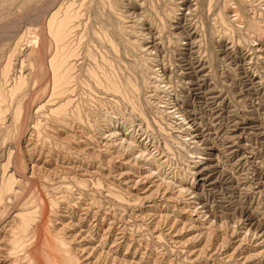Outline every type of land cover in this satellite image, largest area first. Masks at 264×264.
<instances>
[{"label": "rangeland", "instance_id": "rangeland-1", "mask_svg": "<svg viewBox=\"0 0 264 264\" xmlns=\"http://www.w3.org/2000/svg\"><path fill=\"white\" fill-rule=\"evenodd\" d=\"M106 1L0 0V92L2 89H4L3 91L10 89L14 80L22 75L28 83L19 93L18 98L20 97V99L17 98L25 105V111L28 110L23 115L22 119L24 121L18 122L21 133L14 134L15 137L12 136L13 138L7 144V147L14 148L20 145L21 142L20 146L22 148L28 147V150L38 146L39 149H37L38 151L34 156V161L39 170L43 169L44 172L41 171L42 176L36 179L37 181L35 180L36 185L34 187L38 194L41 193V199L45 203V206L40 207L39 210L41 213L44 211L47 213L48 205L46 204L47 202L49 204L53 196L58 200L65 199L68 196L71 206L75 205L72 208L75 213L70 216L67 206L64 205L66 202L60 201L59 216L67 217L64 218L66 224L78 225L79 221L80 224L77 227L81 231L77 227L73 231L75 235L80 236L78 237V244L81 242L86 244L83 241L84 236L81 238L82 233L80 232H84L89 226L90 231L94 232L95 235L98 229L97 226L104 223L101 226L110 233L113 242L118 240L116 244H120L119 241L122 240L119 239L126 236L128 238L127 242L129 241L128 244H131L132 248L135 247L134 250H137L134 258L139 260V258H142L141 256H146L147 264H264V252L260 253L257 250L258 246L263 244L264 239L258 240L255 237L258 233L264 234V0H124L123 2L120 0L118 3H122L121 7L118 5L116 9L110 7L109 0ZM59 7H61L60 10ZM67 8L69 10L76 8L74 11L80 13V19L75 23L78 31L75 30V35L73 33L70 38L72 43L75 40L76 48L80 45L77 48V52L80 50L77 54V59L80 62L76 59L77 66L74 70V75L77 73L75 77L78 84H74L77 87L74 86L76 92L72 93L74 98L71 97V100H75H73V104L75 102L73 107L81 106L80 108L83 109L81 110L83 122L76 126L73 124V129H70L72 134L70 130L65 128L58 129L59 136L49 131L51 136L54 135L57 140L54 137L46 143L47 139L43 140V138H39L38 135L34 134L35 130L32 129L34 124L32 123L34 121L39 122L43 129L47 128L46 125L49 124L45 118L47 113L36 117L35 113L29 114L28 107L33 104L31 102H33L36 94L47 88V86L48 90L50 89L51 79L49 75L47 74L48 76L43 78L38 77L39 70L37 66L40 63L45 64L43 61H46L45 59L55 49V45L49 37L47 23L50 21V17L56 10L64 14L68 10ZM233 9H236V14ZM118 10H120L119 13ZM105 14L107 17H105ZM113 15L116 18L118 15L120 18L116 19ZM235 15L240 16L237 17L238 20ZM60 16L62 15L60 14ZM114 18L115 21H118L120 28L126 25L121 30L127 40H121L118 53L112 51L111 45L102 39V35L110 29L112 30L109 25L111 19L114 21ZM128 30L132 33H129ZM125 33H128V37L131 36L127 38ZM93 34L96 36H93ZM129 40H133L135 43ZM136 44L141 48H138ZM87 54L88 56H86ZM89 54H91L90 57ZM122 55L126 58L124 59ZM100 57L101 62L99 61ZM30 59L34 61L35 65H38L30 67ZM40 59H42L41 62ZM109 59L112 60L110 62L113 65L115 59L116 77L120 81L125 82L128 77V79L134 80L138 89L141 90L134 93L136 107L139 111L134 112L127 101L119 100L118 97L106 92L104 88L97 86L93 81L94 79L89 75L88 71L95 69L96 66L99 68L102 65H107L105 61ZM23 60L25 62L21 63ZM6 63L12 66L9 80L5 79L4 81L2 72ZM142 63L145 64L146 71ZM131 70H134V72ZM130 71L134 74L133 77ZM150 72H153L152 76ZM139 82H141L140 85ZM142 83L144 84L142 85ZM8 84L10 87H8ZM141 86L145 87L144 90ZM15 101L10 108V114L16 106L17 101ZM26 101L30 104L29 106ZM136 114L138 115L136 116ZM25 116L29 119H26ZM8 119L10 118L8 117ZM32 119L31 125L29 122ZM104 121L110 126L108 130H111L110 132H113V135L106 133L103 136L100 131H97L95 124L98 122V124L103 125ZM24 125L30 126L26 127ZM71 135L77 138L72 146L69 143L66 144L69 142L68 138ZM62 141L65 143L62 144ZM28 144L29 146H27ZM129 144L133 147L136 146L139 153L144 150L142 152L148 153L154 159L156 164L152 171L157 174L160 172L159 178L171 182L170 189L176 191L179 184L192 189L194 192L193 197L191 195L190 197L186 196L187 198L181 197L177 204L175 202L174 206H176V209L184 208L188 210L191 208L194 212L200 214L199 216L203 219H207L205 220L207 223L209 222L213 227L215 225L219 233L217 232L218 235L214 237L211 243L212 246L210 243H208L210 245L208 246L207 241L202 244L201 242L189 241L197 234L194 235L190 232L188 226L186 232L181 229L182 226L179 227L178 232H171L170 223L166 224L167 221H164L167 215L170 218L175 215L173 207L169 205L167 199L170 195L161 190L156 191L154 184L148 180L146 181L145 177L149 176L148 173H134V169L131 167L135 163L134 154L131 153ZM137 145H140V149ZM42 148L43 152H41ZM107 151L109 154H107L105 160L98 158L99 154L108 153ZM130 162L131 164H129ZM195 164L199 165L198 172L202 170L203 174L200 172L202 180L194 176V172L197 173L194 169ZM139 165L151 169L145 163L141 162ZM126 174H129L131 178H127L128 175ZM80 179L87 180L89 184L86 188L80 189V186L76 184ZM119 179L122 181H119ZM49 180L51 181L49 182ZM130 180H133V183ZM45 181L51 184H48L49 191L46 190L47 193L42 189V183ZM138 182L141 183V186L138 185L136 189L134 184H138ZM142 182H145V184L143 185ZM65 184L73 188L68 189L69 187H65ZM127 186L130 187L132 196L140 195V199L148 197L146 194L149 191L153 194L149 198L151 200H143L145 205L139 204L138 206H135V203L132 202L131 205L134 203L132 209L130 208L129 211L122 209L121 212L117 206L113 205L114 199L108 193L111 189H120L125 193L128 190ZM103 189L107 192L104 190L105 193ZM81 190L86 191V194H83ZM97 190L99 191L98 195ZM108 195L109 200L106 198ZM110 199L112 200L110 201ZM130 199L134 198L131 197ZM155 206H159V210H150ZM99 207H101L100 210ZM109 211L110 213H108ZM173 220L177 221L178 219ZM213 223L215 224L213 225ZM48 224H50L49 221L46 225ZM57 227L61 228L62 226ZM42 230L39 253L43 251L47 240L46 232L44 229ZM160 234L165 236L166 239L163 245L167 247L162 246L161 250L151 249L147 252L148 246H155L156 241L154 238ZM251 234H253V237ZM254 238L256 240H253ZM130 239H136V241ZM100 240L101 238L96 239V243L93 240L94 245L86 244V248L92 249L99 246ZM176 240L177 242H175ZM186 242H188L186 248L181 246ZM240 242L242 245L239 246ZM137 243L138 245H136ZM153 243L155 244L153 245ZM222 243L224 244L222 245ZM0 246L2 248L1 241ZM203 246L207 248L205 254L203 253L206 256L198 254ZM111 247L112 245H108L107 248ZM183 252H188L191 259H187L189 256L186 257ZM234 252L236 255H234ZM259 254L263 255L260 256ZM229 256L232 259L231 261ZM254 256H257L256 258H259V260H256V258L254 260ZM244 258L249 261L244 260ZM250 258L253 260L250 261Z\"/></svg>", "mask_w": 264, "mask_h": 264}, {"label": "bare ground", "instance_id": "bare-ground-1", "mask_svg": "<svg viewBox=\"0 0 264 264\" xmlns=\"http://www.w3.org/2000/svg\"><path fill=\"white\" fill-rule=\"evenodd\" d=\"M96 1V0H95ZM106 1V0H105ZM120 0H109V5L112 9H116V7L121 4H119ZM124 0H121V2H123ZM133 1V0H132ZM104 2V1H103ZM186 2V1H185ZM247 2V1H246ZM94 3V1H93ZM97 3V2H95ZM106 3L108 4V2L106 1ZM132 3V2H130ZM249 3V2H248ZM73 5V3H71ZM105 4V3H104ZM69 5V4H68ZM67 5V6H68ZM108 6V5H107ZM64 7V6H61ZM61 7H59V10L61 9ZM70 7V6H69ZM121 7V6H120ZM74 8V7H73ZM97 8V7H96ZM63 9V8H62ZM66 9V8H65ZM64 9V10H65ZM68 9V8H67ZM72 9V8H71ZM76 9V8H75ZM74 9V10H75ZM99 9V8H98ZM109 9V6H108ZM111 9V10H112ZM53 10V9H52ZM74 10H66L64 14H62V12L60 13V11L56 10V12L52 15V17H50V21H48V29H49V34L51 37V40L53 41L54 45H55V49L52 52L51 50V54L48 56V58H46V61H43L45 64L40 63L38 66L35 65L34 61L31 60L30 62V67H38V77L43 78L44 76H48L50 77L51 81H50V89L48 90V86L47 88L43 89L40 93L36 94L34 99H33V104H31V107L29 106L30 104L27 105L29 106V114L35 113L36 117L46 114V120H48L47 122H49L47 126V128L43 129V127L41 126V124L39 122H33V119L31 122H29L30 124H34L33 126V130H35V135H38V137L43 138V140H46L45 142L47 143L49 139L52 140V138H54L55 136H51V134L49 133V131H51L52 133H55V135L57 134V136H59L58 134V129L60 128H65L67 130L73 129V124L76 126L77 124H81L83 122L82 119V111L83 109H81L79 106H74L75 102L73 104V100H71L72 97V93L76 90L74 89V85L75 83H77L76 81V77L75 74L74 75V70L76 68V59H77V54L79 53V51L77 52V48L80 46H78L76 48L75 46V40L74 43L70 42V38L72 37L73 33L75 35V30H76V21L78 19H80V13L76 12ZM102 10V9H101ZM176 10V9H175ZM225 10V9H224ZM227 10V9H226ZM236 14V9H233ZM239 10V9H237ZM58 11V12H57ZM81 11V10H79ZM114 11V10H113ZM120 10H118L117 12L119 13ZM82 12V11H81ZM102 12V11H101ZM100 12V13H101ZM116 12V10H115ZM114 12V13H115ZM225 12V11H224ZM99 13V14H100ZM123 14V12H121ZM174 13V12H172ZM177 13V12H176ZM238 13V12H237ZM240 13V12H239ZM60 14L62 16H60ZM107 14V12H106ZM105 14V15H106ZM111 14V13H109ZM121 14V15H122ZM241 14V13H240ZM239 14V15H240ZM83 15V14H82ZM235 15L236 19L238 20L237 17L240 16ZM111 16V15H110ZM120 16V15H119ZM124 16V15H123ZM123 16H121L123 18ZM172 16V15H170ZM222 16V14H221ZM107 17V15L105 16ZM113 17L116 18V16L113 15ZM125 17V16H124ZM169 17V15H168ZM174 17V15H173ZM234 17V18H235ZM242 17V16H241ZM98 18V17H97ZM112 18V17H111ZM112 21L111 19V24L109 25L112 30L110 29V31H107L104 35H102V39L107 41L109 43V45H111V49L112 51L118 53L119 51V43H121L122 39L127 40L123 35V31L121 30V28L123 29V27L120 28L119 24L117 23L118 21ZM117 18L118 17L117 15ZM116 18V19H117ZM126 18V17H125ZM221 18V17H220ZM224 18V17H222ZM107 19V18H106ZM124 19V18H123ZM171 19V18H170ZM175 19V17H174ZM232 19V17H231ZM242 19V18H241ZM108 20V19H107ZM122 20V19H121ZM127 20V19H126ZM169 20V18H168ZM220 20V19H219ZM240 20V19H239ZM172 21V20H171ZM224 21V20H221ZM234 21V20H233ZM108 22V21H107ZM125 22V20H124ZM167 22V21H166ZM238 22V21H236ZM225 23V22H224ZM243 23V22H241ZM122 24V22L120 23V25ZM168 24V22H167ZM217 24V22H216ZM164 25V24H163ZM221 25V24H220ZM230 25V24H229ZM255 25V24H254ZM102 26V25H101ZM256 26V25H255ZM254 26V27H255ZM78 27V26H77ZM80 27V25H79ZM100 27V26H99ZM129 27V26H128ZM127 28V27H126ZM224 28V27H223ZM257 28V27H256ZM255 28V29H256ZM78 29V28H77ZM101 29V28H100ZM131 29V28H130ZM133 29V28H132ZM230 29V28H229ZM260 29V28H259ZM126 30V29H125ZM227 30V29H226ZM232 30V29H231ZM234 30V29H233ZM243 30V29H242ZM262 30V29H261ZM260 30V31H261ZM78 31V30H76ZM102 31V30H101ZM241 31V30H240ZM100 32V31H99ZM129 32V30H128ZM131 32V31H130ZM129 32V33H130ZM79 33V32H78ZM132 33V32H131ZM255 33V32H254ZM77 34V32H76ZM99 34V33H98ZM102 34V33H101ZM128 37V33H125ZM259 34V33H258ZM95 34H93L94 36ZM133 35V34H132ZM96 36V35H95ZM259 36V35H258ZM77 37V36H76ZM75 37V39H76ZM98 37V36H97ZM124 37V38H123ZM80 38V37H79ZM96 38V37H95ZM133 38V37H132ZM96 39H100V38H96ZM134 39V38H133ZM261 39V37H260ZM82 40V39H81ZM139 40V39H138ZM77 41V40H76ZM131 41V40H129ZM258 41V40H257ZM79 42V41H78ZM131 42H134L133 40ZM138 42V41H137ZM136 42V43H137ZM97 43H99V41H97ZM129 43V42H128ZM135 43V42H134ZM143 43V42H141ZM52 44V42H51ZM92 44V43H91ZM103 44V43H102ZM105 44V43H104ZM126 44V43H125ZM124 44V45H125ZM139 44V43H138ZM137 45V44H136ZM142 45V44H141ZM132 46V45H131ZM144 46V45H143ZM91 47V46H90ZM102 47V46H101ZM138 47V45H137ZM140 47V46H139ZM138 47V48H139ZM51 48V47H50ZM53 48V47H52ZM87 48V47H86ZM135 48V47H134ZM141 48V47H140ZM80 49V48H79ZM89 49V48H88ZM124 49V48H123ZM127 49V48H126ZM145 49V47H144ZM109 51V50H108ZM132 51V50H130ZM87 52V49H86ZM15 53V52H14ZM101 53V52H100ZM122 53V52H121ZM18 54V53H17ZM95 54V53H94ZM97 54V53H96ZM103 54V53H101ZM105 54V53H104ZM131 54V53H130ZM149 54V53H148ZM91 54H89L90 57ZM93 55V53H92ZM106 55V54H105ZM104 55V56H105ZM119 55V54H118ZM121 55V54H120ZM42 56V55H41ZM79 56V55H78ZM88 56V54L86 55ZM116 56V55H115ZM123 56V55H122ZM40 57V55H39ZM47 57V56H46ZM112 57V56H111ZM124 57V56H123ZM129 57V56H128ZM132 57V56H130ZM129 57V58H130ZM11 58V57H10ZM107 58V56H106ZM113 58V57H112ZM126 58V56L124 57V59ZM133 58V57H132ZM81 59V57H80ZM93 59V58H92ZM122 59V58H121ZM123 59V60H124ZM128 59V58H127ZM78 60V59H77ZM101 57L99 59V61L101 62ZM104 60V59H103ZM122 60V61H123ZM131 60V59H130ZM140 60V59H139ZM147 60V59H145ZM9 61V60H8ZM28 62V60H26ZM42 61V59H40V62ZM95 61V59H94ZM112 60H108L105 61V63L107 65H102V67L100 66L99 68H96L91 70V68H89L88 71L90 74V76L92 77V79H94L93 81H95V84L99 87H102L105 89L106 92L112 94L113 96H116L120 99H122V101H127L129 105L132 106V109H134L135 111H139L137 110L136 107V100L134 99V93H137L138 87L136 86V84L134 83V80L132 79H128L125 82L120 81L117 77H116V72L115 71V59L113 60L114 65L112 64V62H110ZM121 61V62H122ZM142 61V60H141ZM152 61V60H151ZM10 62V61H9ZM25 61L23 60L24 63ZM78 62H80L78 60ZM118 62V61H116ZM153 62V61H152ZM13 63V61H12ZM120 63V62H119ZM123 63V62H122ZM141 63V62H140ZM144 63V62H143ZM142 63V64H143ZM150 63V62H149ZM91 64H95V63H91ZM98 64V63H97ZM145 64H147L145 62ZM145 64H143L144 66V70L145 69ZM152 65V63H150ZM23 65V64H22ZM29 65V64H28ZM100 65V64H99ZM128 65V64H127ZM149 65V64H148ZM11 66L10 64L6 63L5 68L3 69V76L4 77V81L5 79L9 80L8 78L10 77V72H11ZM92 66V65H91ZM90 66V67H91ZM104 66V67H103ZM150 66V65H149ZM154 66V64L152 65ZM26 67V66H25ZM79 67V66H78ZM77 67V69H78ZM129 67V66H128ZM137 67V66H136ZM130 68V67H129ZM139 68V65H138ZM151 68V67H150ZM149 68V69H150ZM148 69V68H147ZM152 69V68H151ZM150 69V70H151ZM79 70V69H78ZM130 70V69H129ZM119 71V70H118ZM127 71V69H126ZM134 72V70H131ZM130 71V73H131ZM138 71V70H137ZM153 71V70H152ZM157 71V70H156ZM86 72V73H88ZM147 72H149L147 70ZM162 72V71H161ZM151 73V72H150ZM1 74V75H2ZM48 74V75H47ZM119 74V73H118ZM132 77H133V73ZM153 72L151 73L152 76ZM88 75V74H87ZM120 75V74H119ZM130 75V74H129ZM148 75V74H147ZM155 75V73H154ZM23 76V75H22ZM18 77V79L14 80L13 84H11V88L7 89L6 91H3L4 89H2V91L0 92V241H1V245L2 248L0 246V264H147V257H143L142 258H134L136 256L137 250H134L135 247L132 248L131 244H128L127 242V237L126 236H122V240L121 242L119 241L120 244H116L117 241L113 242L112 237L109 235L110 233L105 231L103 229V227L101 225H98V229L96 231V236L94 235V232L92 233V231H90L89 226L88 228L84 231V232H80L82 233L81 238L84 236L83 241L86 242V244H93V240L95 241L96 239H100L99 242V246H96L92 249H87L86 244H82L81 243H77L78 241V237L73 233L74 229L79 226V221H78V225L77 224H66V219L67 217H60L59 213V205H60V201L61 202H66L65 207L67 208L68 213L70 216H73V214L75 213L73 211V207L75 206H71L68 198L66 197L65 199L61 198L60 200L55 199L54 196L51 197L49 204L47 202L46 205H48V211L47 213L44 211L43 213H41V211L39 210L40 207L45 206L44 200L41 199V193H37L36 192V188L34 187L35 184V180L38 179L39 177L42 176V170H39V167L35 164L34 161V156L36 154V152L38 151L37 147L35 148H31L30 150H28L29 144L26 146L27 148H22L20 145H17L14 148H9L7 147V144L11 141V139L14 136V134H16L17 132L21 133V127L18 124V122L20 123V121L22 122V118L24 113H26L25 111V105L20 102V100L18 101L17 98L20 95L19 93L21 92V90L23 89V87H25L27 83L26 78L24 77ZM78 76V75H77ZM89 76V77H90ZM128 76V75H127ZM146 76V75H144ZM149 76V75H148ZM139 77V76H138ZM137 77V78H138ZM121 78V76H120ZM136 78V77H135ZM150 78V77H149ZM78 79V78H77ZM81 79V78H80ZM91 79V78H90ZM134 79V78H133ZM6 80V81H7ZM11 80V79H10ZM139 80H141L139 78ZM3 81V82H4ZM137 81V80H135ZM8 83V82H7ZM12 83V82H10ZM43 83V82H42ZM141 82H139L140 85ZM78 84V83H77ZM80 84V83H79ZM144 83H142L143 85ZM146 84V83H145ZM9 85V84H8ZM86 85V84H85ZM138 85V86H139ZM6 86V85H5ZM87 86V85H86ZM91 86V85H90ZM89 86V87H90ZM147 86V85H146ZM158 86V85H157ZM10 87V85L8 86ZM77 87V86H76ZM142 87V86H141ZM3 88V87H2ZM5 88V87H4ZM143 88V87H142ZM145 88V87H144ZM143 88V90H144ZM101 89V88H99ZM1 90V88H0ZM141 91V90H140ZM142 93V92H141ZM143 94V93H142ZM141 94V95H142ZM138 96V94H137ZM140 96V95H139ZM115 97V98H116ZM142 97V96H141ZM50 100H49V99ZM74 98V97H72ZM99 98V97H98ZM136 98V97H135ZM147 98V97H146ZM160 98V97H159ZM20 99V97L18 98ZM142 99V98H141ZM14 100H16V106L14 108V110H12V113L10 114L9 112H11L10 108L11 106L14 104ZM24 100V99H23ZM22 100V101H23ZM26 100V99H25ZM110 100V99H109ZM139 100V99H138ZM9 101H11V103H9ZM30 101V100H29ZM75 101V100H74ZM93 101V100H92ZM99 101V100H98ZM120 102V101H119ZM13 103V104H12ZM116 103V102H115ZM120 104V103H119ZM141 104V103H140ZM114 106V105H113ZM118 106V105H117ZM119 107V106H118ZM123 107V106H122ZM130 107V106H129ZM140 107V106H139ZM27 108V109H28ZM84 108V107H83ZM117 108V107H116ZM95 110V109H94ZM140 110H142L140 108ZM144 110V109H143ZM92 111V110H91ZM90 111V112H91ZM133 111V110H132ZM84 112V111H83ZM99 112V111H98ZM119 112V111H118ZM166 112V111H165ZM88 114V113H87ZM120 114V113H119ZM123 114V113H122ZM133 114V113H132ZM163 114V113H162ZM168 114V113H167ZM11 115V116H10ZM26 115V114H25ZM125 115V114H124ZM134 115V114H133ZM138 114H136L137 116ZM140 115V114H139ZM29 116V115H28ZM34 116V115H33ZM111 116V115H110ZM132 116V115H131ZM8 117L10 119H8ZM31 117V115H30ZM35 117V118H36ZM144 117V116H143ZM26 118V116H25ZM33 118V117H32ZM39 118V117H38ZM141 118V117H140ZM26 119H29L28 117ZM92 119V118H91ZM108 119V118H107ZM93 120V119H92ZM106 120V119H105ZM129 120V119H128ZM142 120V119H141ZM144 120V119H143ZM146 120V119H145ZM24 121V120H23ZM30 121V120H29ZM38 121V120H36ZM91 121V120H90ZM97 121V120H96ZM94 122V121H93ZM143 123V122H142ZM175 123V122H174ZM9 124V125H8ZM31 124V125H32ZM19 125V127H18ZM97 131L101 132V134L104 136L106 133H111V130H108L110 126H108V123L106 121H104L103 125L98 124V122L95 124ZM110 125V124H109ZM23 126V125H22ZM26 126V125H24ZM30 126V125H27ZM26 126V127H27ZM45 126V127H46ZM73 126V127H72ZM79 127V126H78ZM87 127V126H86ZM190 127V126H189ZM31 128V127H30ZM90 128V127H89ZM173 128V127H172ZM30 129V130H32ZM50 129V130H48ZM64 129V130H65ZM91 129V128H90ZM92 130V129H91ZM148 130V129H147ZM24 131V130H23ZM22 131V133L24 134V132ZM61 131V130H60ZM66 131V130H65ZM76 131V129H75ZM83 131V130H82ZM149 131V130H148ZM29 132V130H28ZM71 132V130H70ZM74 132V131H73ZM86 132V131H85ZM19 133V134H20ZM78 133V132H77ZM113 133V132H112ZM111 133V134H112ZM138 133V132H137ZM148 133V132H147ZM69 134V133H68ZM72 134V132H71ZM82 134V133H81ZM117 134V133H116ZM17 135V134H16ZM25 135V134H24ZM78 135V134H77ZM113 135V134H112ZM13 136V137H12ZM83 136V135H82ZM111 136V135H110ZM25 137V136H24ZM32 137V135H31ZM81 137V136H80ZM79 137V138H80ZM89 137V136H87ZM86 137V138H87ZM108 137V136H107ZM154 137V136H153ZM45 138V139H44ZM115 138V137H114ZM113 138V139H114ZM22 139V137H21ZM32 139V138H31ZM30 139V140H31ZM55 140H57V138H54ZM107 139V138H105ZM29 140V139H28ZM29 140V141H30ZM38 140V139H37ZM41 140V139H40ZM50 140V141H51ZM69 142H67L66 144L69 143L70 146H72L76 141L77 138L76 136H69L68 138ZM79 140V139H78ZM112 140V139H111ZM124 140V139H123ZM235 140V139H234ZM22 141V140H21ZM66 141V140H65ZM126 141V140H124ZM14 142V141H13ZM32 142V141H31ZM44 142V141H41ZM54 142V141H52ZM58 142V141H57ZM61 142V140H60ZM95 142V141H94ZM154 142V141H153ZM168 142V141H167ZM45 143V144H46ZM56 143V142H54ZM65 143L62 141V144ZM97 143V142H96ZM198 143V142H197ZM39 144V143H38ZM79 144V143H78ZM77 144V145H78ZM196 144V143H195ZM12 145V144H11ZM15 145V144H14ZM32 145V144H30ZM35 145V144H34ZM56 145V144H55ZM61 145V144H60ZM65 145V144H64ZM98 145V143H97ZM170 145V144H169ZM13 146V145H12ZM11 146V147H12ZM44 146V145H43ZM58 146V144H57ZM67 146V145H66ZM115 146V145H114ZM113 146V147H114ZM125 146V145H124ZM138 146V145H137ZM140 146V145H139ZM138 146V147H139ZM33 147V146H31ZM106 147V146H104ZM122 147V146H121ZM126 147V146H125ZM130 147V151L131 153L134 154V166H131L134 169V173H148L149 176L145 177L146 181H150L154 184V189L157 190H161L164 191L165 193H168L170 195V197H168V202L170 203L169 205L171 207H173V212L175 213L174 217L170 218L168 217V215L165 217L164 221H167L166 224L170 223V230L171 232L177 231L180 226H182V230L185 231L188 229L190 232L197 234L196 236L192 237V239H189V241L191 242H201V244L204 241H207V245L210 246L214 237L216 235H218V229H216L215 227V223H213L214 227L212 225L209 224V222L207 223L205 220L207 219H203V217L199 216L200 214H198L196 211L194 212L191 208L184 209V208H178L176 209V206H174L175 202L176 204L178 203V201H180L179 199L181 197H186L190 195L192 196V194H194V192L192 191L191 188H187L186 186L182 185H178L177 190L173 191L171 188V182H167L160 177L159 173L157 174L156 172H153L152 169L155 167L156 162L154 161V159L146 152H142L144 150H142L140 153L137 150V147L133 145L131 146L129 144ZM66 148V147H64ZM70 148V147H69ZM108 148V147H107ZM90 149V148H89ZM140 149V147H139ZM63 150V149H62ZM61 150V151H62ZM66 150V149H65ZM70 150V149H69ZM105 150V149H104ZM128 150V149H127ZM186 150V149H185ZM106 151V150H105ZM41 152H43V148L41 150ZM50 152V151H49ZM53 152V151H52ZM59 152V151H58ZM66 152V151H65ZM68 152V151H67ZM108 152V151H107ZM61 153V152H60ZM69 153V152H68ZM94 154V153H93ZM108 153H105L101 155H98V158H102V159H106ZM114 154V153H113ZM126 154V153H125ZM70 155V154H69ZM75 155V154H74ZM166 155V154H165ZM41 156V155H39ZM52 157V156H51ZM90 157H95V156H90ZM190 157V156H189ZM96 157V159H98ZM95 159V158H92ZM199 159V158H198ZM197 159V160H198ZM203 159V158H202ZM169 160V159H168ZM201 160V158H200ZM199 160V161H200ZM242 160V159H241ZM52 161V160H51ZM99 161V160H98ZM107 161V160H106ZM145 163L146 165H149L148 167L150 168H146V167H142L141 165H139L140 163ZM112 163V162H111ZM128 163V162H127ZM126 163V164H127ZM196 163V162H195ZM125 164V163H124ZM131 164V162L129 163ZM128 164V165H129ZM198 164V163H197ZM195 164L194 169H196L197 173L194 172V176L196 178H201L202 175L200 172H198L199 169V165ZM130 166V165H129ZM160 167V166H159ZM61 168V167H60ZM157 168V167H156ZM193 169V170H194ZM204 171V170H203ZM44 172V170H43ZM170 173V172H169ZM203 174V173H202ZM85 175V174H84ZM120 175V174H119ZM127 178H131V176L129 174ZM44 176V175H43ZM124 176V175H123ZM122 176V178H123ZM95 177V176H94ZM43 178V177H42ZM41 178V179H42ZM46 178V177H45ZM48 178V177H47ZM126 178V177H125ZM144 178V179H145ZM194 178V177H193ZM71 179V178H70ZM74 180H77L75 178H73ZM121 179V178H120ZM119 181H122L120 180ZM45 180V179H44ZM81 180V179H80ZM78 180L76 182L77 185L80 186L81 188H86L87 187V180ZM99 180V179H97ZM126 180V179H125ZM185 180V179H184ZM202 180V178H201ZM208 180V179H206ZM37 181V180H36ZM41 181V180H40ZM51 180H49L50 182ZM72 181V179H71ZM133 183V180H130ZM182 181V180H181ZM197 181V180H196ZM204 181V180H203ZM43 182V181H42ZM64 182V181H62ZM100 182V181H99ZM183 182V181H182ZM91 183V182H90ZM101 183V182H100ZM129 183V182H128ZM131 183V184H132ZM203 183V182H202ZM47 181H45L44 183H42V186L46 192L49 191V184ZM58 184V183H57ZM62 184V183H61ZM60 184V185H61ZM64 184V183H63ZM74 184V183H73ZM93 184V183H92ZM98 184V183H97ZM136 184V183H135ZM134 187L137 189L138 184L135 185ZM142 184L144 185L145 182H142ZM150 184V183H149ZM39 185V183H38ZM53 185V182H52ZM59 185V188H60ZM72 185V183H71ZM75 185V184H74ZM124 185V184H123ZM128 185V184H127ZM174 185V184H173ZM172 185V186H173ZM54 186L56 187V184L54 183ZM78 186V187H79ZM89 186V185H88ZM141 186V185H140ZM139 186V187H140ZM52 187V186H51ZM54 187V188H55ZM63 187V186H62ZM65 187H69L66 186ZM76 187V186H74ZM96 187V186H95ZM99 187V186H97ZM104 187V186H103ZM119 187V186H118ZM128 187V190L124 193L123 191L119 190H113L111 189V191L108 194H111V198L114 199V204L115 206H117L120 211L122 212V209L125 211H129L130 208L132 209L134 203L135 206H138L139 204H144L143 200H151L149 198L152 197V193H150L149 191H147L148 193L146 194L148 197V199L144 198L140 199V195H136V196H132V191L129 189L130 187ZM145 187V186H144ZM58 188V187H57ZM73 188V187H69L68 189ZM114 188V187H112ZM131 188H133L131 186ZM134 188V189H135ZM142 188V187H141ZM39 189V188H38ZM62 189V188H61ZM60 189V190H61ZM67 189V190H68ZM98 189V188H95ZM101 189V188H99ZM107 189V188H105ZM103 189V191L105 190ZM176 189V188H174ZM57 190V189H55ZM108 190V189H107ZM110 190V189H109ZM152 190V189H151ZM59 191V190H57ZM71 191H73L71 189ZM85 191V190H84ZM101 191V190H100ZM106 191V190H105ZM104 191V192H105ZM141 191V190H140ZM160 191V192H161ZM62 192V191H61ZM66 192V191H63ZM81 192H83V190H81ZM86 192V191H85ZM83 192V194L85 193ZM89 192V191H88ZM97 195H98V190L96 191ZM107 192V191H106ZM105 192V193H106ZM139 192V191H138ZM137 192V194H138ZM142 192V191H141ZM140 192V193H141ZM155 192V191H154ZM159 192V191H158ZM47 193V192H46ZM54 193V192H53ZM56 193V192H55ZM59 193V192H58ZM72 193V192H71ZM95 193V192H94ZM101 193V192H100ZM144 193V192H143ZM142 193V194H143ZM146 193V192H145ZM144 193V194H145ZM150 193V194H149ZM52 194V193H51ZM64 194V193H63ZM80 194V192H79ZM86 194V193H85ZM149 194V195H148ZM160 194V193H158ZM48 195V194H46ZM57 195V194H56ZM62 196V194H60ZM70 195V194H69ZM76 195V194H74ZM95 195V194H94ZM104 195V194H103ZM166 195V194H165ZM52 196V195H51ZM66 196V195H65ZM79 196V195H78ZM56 197V196H55ZM60 197V196H59ZM58 197V198H59ZM82 197V195H81ZM80 197V198H81ZM109 195L106 196V198L108 199ZM134 198V199H130V198ZM142 197V196H141ZM165 197V196H164ZM193 197V196H192ZM44 198V196H43ZM105 198V199H106ZM187 198V197H186ZM45 199V198H44ZM47 199V198H46ZM95 199V197H94ZM93 199V200H94ZM130 199V200H128ZM163 199V198H162ZM81 200V199H80ZM96 200V199H95ZM109 200V199H108ZM112 199H110L111 201ZM185 200V199H184ZM72 201V200H71ZM97 201V200H96ZM64 202V203H65ZM95 202V201H94ZM102 202V201H101ZM116 202V204H115ZM133 203V205H131V203ZM74 203V202H73ZM111 203V202H110ZM150 203V202H149ZM96 205V203H94ZM93 204V205H94ZM100 205V204H99ZM145 205V204H144ZM188 205V204H187ZM186 206V205H185ZM90 207V206H89ZM142 207V206H139ZM148 207V205H147ZM151 207V206H149ZM91 208V207H90ZM101 207H99L100 210ZM114 208V207H113ZM112 208V209H113ZM115 208V209H118ZM136 208V207H135ZM138 208V207H137ZM169 209V207H167ZM75 209V208H74ZM159 210V206H155L154 208L150 209V210ZM46 210V209H45ZM66 210V211H67ZM149 210V209H148ZM170 210V209H169ZM72 211V213H71ZM135 211V210H134ZM142 211V210H141ZM90 212V211H89ZM139 212V211H137ZM155 212V211H154ZM172 212V211H171ZM110 213V211L108 212ZM115 213V212H114ZM117 213V211H116ZM120 213V212H119ZM197 213V214H196ZM200 213V212H199ZM99 214V213H98ZM67 215V216H69ZM106 216V215H105ZM164 216V215H163ZM149 217V216H148ZM55 218V220H54ZM73 218V217H72ZM177 218L178 220H173ZM248 218V217H247ZM74 219V218H73ZM112 219V218H111ZM68 220V219H67ZM72 220V219H70ZM95 220V218H94ZM100 220V219H99ZM180 220V222H178ZM47 221H49L50 224L46 225ZM103 221V220H102ZM101 221V222H102ZM163 221V219H162ZM163 221V223H165ZM210 221V220H209ZM142 222V221H141ZM58 223V224H57ZM61 223V224H60ZM184 223V224H183ZM236 223V222H235ZM6 224V225H5ZM158 224V223H157ZM114 225V224H113ZM161 225V224H160ZM46 226V227H45ZM51 226V227H50ZM57 226H62L57 227ZM92 226V225H91ZM112 226V225H110ZM109 226V227H110ZM166 226V225H165ZM188 226V227H187ZM81 227V226H80ZM114 227V226H113ZM162 227V226H161ZM221 227V226H220ZM219 227V228H220ZM111 228V227H110ZM157 228V227H156ZM44 229L46 232V237L47 240L45 241V247L43 248V251L41 253L38 252L39 250V244L41 243V230ZM77 229H79L77 227ZM76 229V230H77ZM82 229V228H81ZM80 230V229H79ZM107 230V229H106ZM114 230V229H113ZM143 230V229H142ZM160 230V229H159ZM43 231V230H42ZM78 231V230H77ZM81 231V230H80ZM138 231V230H137ZM257 231V230H256ZM260 231V230H259ZM103 232V233H102ZM153 232V231H152ZM170 232V233H171ZM186 232V231H185ZM188 232V231H187ZM218 232V233H217ZM222 232V231H221ZM236 232V231H235ZM234 232V233H235ZM253 232V231H252ZM76 233V232H75ZM132 233V232H130ZM148 233V232H147ZM168 233V234H170ZM181 233L183 234V232L181 231ZM233 233V234H234ZM246 233V232H245ZM250 233V232H249ZM79 234V233H78ZM127 234V233H126ZM125 234V235H126ZM176 234V233H175ZM224 234V233H223ZM123 235V234H122ZM149 235V234H147ZM177 235V234H176ZM192 235V234H191ZM235 235V234H234ZM233 235V236H234ZM253 237V234H251ZM257 237L256 239L258 240H263L264 239V234H256ZM134 236V235H133ZM222 236V235H221ZM228 236V234H227ZM246 236V235H245ZM244 236V237H245ZM248 236V234H247ZM97 237V238H96ZM187 237V236H186ZM230 237V236H229ZM119 238V237H118ZM151 238V236H150ZM154 238V237H152ZM231 238V237H230ZM117 239V238H116ZM114 239V240H116ZM156 244L153 243V245L155 244V246H148L147 247V252L150 251L151 249L153 250H157L158 249H162V246H164L163 242L165 241V236L163 234L157 235L155 238ZM177 239V238H176ZM219 239V238H218ZM224 239V238H223ZM233 239V238H232ZM245 239V238H244ZM255 238L253 240H256ZM131 241H136V239H130ZM141 240V239H139ZM188 240V239H187ZM186 240V241H187ZM227 240V239H226ZM237 240V239H236ZM249 240V239H248ZM82 241V240H81ZM151 241V240H150ZM149 241V242H150ZM188 241V242H189ZM242 241V240H241ZM245 241V240H244ZM138 242V241H137ZM140 242V241H139ZM177 242V240L175 241ZM188 242L183 243V247H187L186 245H188ZM239 242V241H238ZM252 242V241H251ZM96 243V241H95ZM135 243V242H134ZM133 243V244H134ZM143 243V242H141ZM210 243V245L208 244ZM228 243V242H227ZM148 244V243H147ZM150 244V243H149ZM166 244V243H165ZM192 244V243H190ZM200 244V243H199ZM198 244V245H199ZM200 244V246H201ZM224 243H222L223 245ZM242 245V243H239ZM108 245H112L111 248H107ZM138 245V243L136 244ZM140 245V244H139ZM206 245V244H205ZM206 245V246H207ZM213 245V244H212ZM211 245V246H212ZM257 245V244H256ZM259 245V244H258ZM144 246V245H143ZM193 246V245H192ZM191 246V247H192ZM195 246V245H194ZM220 246V245H219ZM89 247V246H88ZM145 247V246H144ZM167 247V246H164ZM196 247V246H195ZM198 247V246H197ZM202 247V246H201ZM229 247V246H228ZM199 248V247H198ZM257 248V247H256ZM41 249V248H40ZM141 249V248H140ZM143 249V248H142ZM160 249V250H161ZM214 249V248H212ZM255 249V248H254ZM139 250V248H138ZM188 250V249H187ZM238 250V249H237ZM236 250V251H237ZM258 251H260V253L264 252V242L263 244L258 246ZM135 251V252H134ZM142 251V250H140ZM145 251V250H144ZM184 251V250H183ZM205 251H207V248L205 246H203V248L200 249L198 254H205ZM218 251V250H217ZM216 251V252H217ZM220 251V250H219ZM225 251V250H224ZM167 252V251H166ZM198 252V251H197ZM142 253V252H141ZM154 253V251H153ZM161 253V252H160ZM168 253V252H167ZM184 253V252H183ZM191 253V252H190ZM194 253V252H192ZM246 253V252H245ZM143 254V253H142ZM141 254V255H142ZM187 257L188 252L184 253ZM183 254V255H184ZM203 256H206L204 255ZM215 254V253H214ZM233 254V253H232ZM140 255V254H139ZM145 255V254H144ZM192 255V254H191ZM197 255V254H196ZM216 255V254H215ZM214 255V256H215ZM234 255L235 252H234ZM260 255V254H259ZM263 255V254H261ZM260 255V256H261ZM148 256V253H147ZM151 256V255H149ZM189 258L187 259H191L190 255H188ZM201 256V255H199ZM209 256V255H208ZM233 256V255H232ZM259 256V257H260ZM162 257L164 258V256L162 255ZM198 257V256H196ZM250 257V256H249ZM257 256H254V260ZM264 257V256H263ZM161 258V257H159ZM181 258V257H180ZM228 258V256H227ZM235 258V256H234ZM233 258V259H234ZM261 258V257H260ZM165 259V258H164ZM247 258H244V260ZM252 259V260H253ZM259 260V258H256V260ZM150 260V259H149ZM177 260V259H176ZM186 260V259H184ZM196 260V259H195ZM229 260L231 261L232 259L229 256ZM248 260V259H247ZM246 260V262H247ZM250 258V261H252ZM152 261V260H151ZM155 261V260H154ZM191 261V260H190ZM228 261V260H227ZM243 261V260H242ZM249 261V260H248ZM147 262V263H146ZM157 262V261H156ZM161 262V261H160ZM229 262V261H228ZM245 262V261H244ZM243 262V263H244ZM255 262V261H254ZM190 263V262H189ZM249 263V262H248ZM150 264V263H149ZM156 264V263H155ZM161 264V263H160ZM165 264V263H164ZM193 264V263H192ZM226 264V263H225ZM245 264V263H244ZM260 264V263H259Z\"/></svg>", "mask_w": 264, "mask_h": 264}]
</instances>
